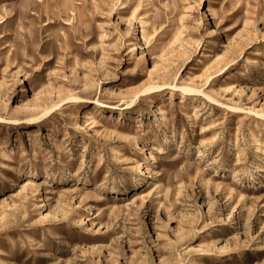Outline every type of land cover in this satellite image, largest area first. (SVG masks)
<instances>
[{
	"label": "rangeland",
	"instance_id": "1",
	"mask_svg": "<svg viewBox=\"0 0 264 264\" xmlns=\"http://www.w3.org/2000/svg\"><path fill=\"white\" fill-rule=\"evenodd\" d=\"M0 264H264V0H0Z\"/></svg>",
	"mask_w": 264,
	"mask_h": 264
},
{
	"label": "bare ground",
	"instance_id": "2",
	"mask_svg": "<svg viewBox=\"0 0 264 264\" xmlns=\"http://www.w3.org/2000/svg\"><path fill=\"white\" fill-rule=\"evenodd\" d=\"M141 22V21H140ZM143 34V33H142ZM143 36V39H144V35H142ZM147 88V87H146ZM150 88V87H149ZM149 88H147V89H145L144 91H146V90H149ZM185 89H188V88H185ZM187 91V90H186ZM100 104V103H99ZM98 105V104H97ZM100 105H105V104H100ZM106 106H109V107H111L110 105H106ZM86 116V115H85ZM41 116H37V117H35L36 118V120L37 119H39ZM41 119V118H40ZM28 120H33L32 118L31 119H28ZM261 144V143H260ZM261 146H262V144H261ZM116 155H119V153L118 154H116Z\"/></svg>",
	"mask_w": 264,
	"mask_h": 264
}]
</instances>
